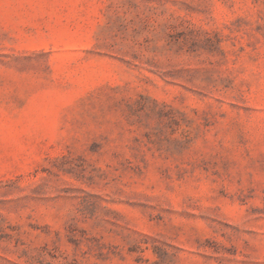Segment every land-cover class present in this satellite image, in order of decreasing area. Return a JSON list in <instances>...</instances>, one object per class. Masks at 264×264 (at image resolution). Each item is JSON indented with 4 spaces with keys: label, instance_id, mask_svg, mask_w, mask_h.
<instances>
[{
    "label": "rangeland",
    "instance_id": "374dc122",
    "mask_svg": "<svg viewBox=\"0 0 264 264\" xmlns=\"http://www.w3.org/2000/svg\"><path fill=\"white\" fill-rule=\"evenodd\" d=\"M0 264H264V0H0Z\"/></svg>",
    "mask_w": 264,
    "mask_h": 264
}]
</instances>
